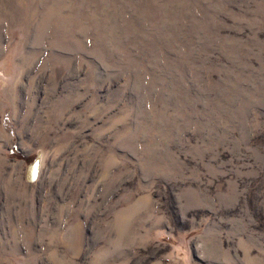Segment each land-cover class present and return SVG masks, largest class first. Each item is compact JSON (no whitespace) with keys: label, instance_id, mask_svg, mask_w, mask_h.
I'll return each instance as SVG.
<instances>
[{"label":"rangeland","instance_id":"rangeland-1","mask_svg":"<svg viewBox=\"0 0 264 264\" xmlns=\"http://www.w3.org/2000/svg\"><path fill=\"white\" fill-rule=\"evenodd\" d=\"M0 264H264V0H0Z\"/></svg>","mask_w":264,"mask_h":264},{"label":"bare ground","instance_id":"bare-ground-1","mask_svg":"<svg viewBox=\"0 0 264 264\" xmlns=\"http://www.w3.org/2000/svg\"><path fill=\"white\" fill-rule=\"evenodd\" d=\"M38 162H36V164H31V166L29 167V174L32 175V178H33V175H37V169H38Z\"/></svg>","mask_w":264,"mask_h":264},{"label":"trees","instance_id":"trees-1","mask_svg":"<svg viewBox=\"0 0 264 264\" xmlns=\"http://www.w3.org/2000/svg\"><path fill=\"white\" fill-rule=\"evenodd\" d=\"M14 151H11V154H13ZM15 153V152H14Z\"/></svg>","mask_w":264,"mask_h":264},{"label":"water","instance_id":"water-1","mask_svg":"<svg viewBox=\"0 0 264 264\" xmlns=\"http://www.w3.org/2000/svg\"><path fill=\"white\" fill-rule=\"evenodd\" d=\"M36 162H38V161H35L34 163L36 164ZM38 167V166H37Z\"/></svg>","mask_w":264,"mask_h":264}]
</instances>
